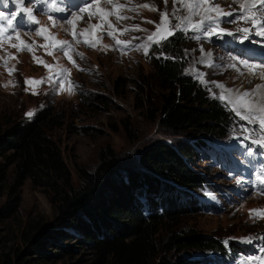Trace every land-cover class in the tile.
<instances>
[{"label": "rangeland", "instance_id": "374dc122", "mask_svg": "<svg viewBox=\"0 0 264 264\" xmlns=\"http://www.w3.org/2000/svg\"><path fill=\"white\" fill-rule=\"evenodd\" d=\"M214 2L232 15L204 21L200 28H193L191 25L197 24L202 16L188 12L179 4L172 15L173 0H167V4L165 0H92L90 12L94 15L91 19L79 12L86 3L69 8L64 4L65 0H23L24 7L34 9L39 24L30 22L26 13H20L14 22L15 31L8 29V38L0 39V130L7 122L32 117L27 115L29 112L49 108L56 116L57 124L47 128L46 133L58 147L74 188L81 184L77 169L93 171L100 162V154L102 156L107 149L117 155L123 168L139 171L138 155L153 143L175 145L205 140L206 149L201 151L207 150L209 145L214 150L210 155H201L198 151L200 154L192 157V163L199 168L204 182L188 193L206 201L200 202L199 207L209 208L179 216L173 227L160 224L154 235L155 242L160 244L170 231L183 234L192 229L195 234L216 237L224 243L232 242L241 249L224 264H256L250 258L264 256V239L257 238L248 243L242 238L264 236V219L249 215L250 209L264 208V194H261L264 183L258 179L264 178V144L254 143L259 138L258 125L241 119L228 103L236 121L227 135L218 140L193 130L165 129L159 126L157 115H148V109L159 99V91L151 79L149 61L159 43L149 41L148 37L157 31L164 12L170 14L172 24L183 20V27L175 30L174 35L181 39L184 73L203 86L210 97L219 98L221 92L228 94L226 89L237 88L238 92H243L258 85V75L251 74L240 61L261 64L256 73L264 68V36L257 35L253 29L245 38L244 33L238 31L244 27L252 28L249 22L239 18V5L243 0ZM53 3L56 10L65 12L56 16ZM145 4L150 7H143ZM103 6L111 15L102 21L95 12L96 7ZM0 12L10 17L19 12V6L15 0L7 3L0 0ZM117 13L127 19H118ZM73 14L80 16L75 21V28L69 23ZM100 24L102 28L91 27ZM0 26L6 27V20L0 19ZM39 28H47V34L59 41H69L68 54L75 63L68 59L64 49L53 48L41 37ZM221 29L224 31L217 34ZM73 31L81 35L74 39ZM108 32L113 33L115 39L107 35ZM209 32L212 34L208 35ZM16 34L20 40L14 38ZM85 40L94 43L95 47L88 46ZM116 40L127 43L118 45ZM21 41L31 45V49L20 50L13 46ZM9 69L13 71L9 72ZM61 69L68 70L64 73L63 90L56 79V73ZM28 79L44 82L29 85L26 83ZM73 82L77 85L74 89ZM218 84L225 87L221 89ZM217 152L222 159L224 153L227 154L225 164H219L222 160L215 157ZM11 178L10 165L4 177H0V209L4 211L14 195L9 188ZM16 194L19 201L15 211L10 216L0 214V260L4 255L13 257L15 251L27 247L23 236L28 224L48 226L53 222L54 208L42 189L32 187L25 180ZM75 251L77 253L72 254L74 263L77 258H82L80 264H94L88 262L89 253L85 247ZM204 256L213 254L184 248L161 253V258L157 256L152 264H158L163 258L175 264L180 259L188 263ZM66 260L65 257L46 256L41 264H65Z\"/></svg>", "mask_w": 264, "mask_h": 264}, {"label": "trees", "instance_id": "16d2710c", "mask_svg": "<svg viewBox=\"0 0 264 264\" xmlns=\"http://www.w3.org/2000/svg\"><path fill=\"white\" fill-rule=\"evenodd\" d=\"M180 52L181 39L169 35L150 56L151 79L159 99L148 109V115H157L159 126L168 130H193L221 139L235 124V114L226 102L210 97L184 73ZM55 124L52 111L41 108L30 118L7 122L0 130V177L11 165L9 188L14 193L11 204L5 211L0 209V214L10 216L15 211L19 201L16 191L25 180L42 189L54 208L52 224H28L23 236L27 247L15 251L13 257L2 256L0 264H41L46 256L65 257L70 260L65 264H80L82 258L74 263L72 254L83 247L89 253L88 262L94 264H152L161 253L184 248L213 256L188 263L180 259L176 264H224L241 251L232 242L226 245L219 238L198 235L192 229L183 234L170 231L160 244L154 239L160 224L173 227L179 216L209 208L199 207L206 201L188 193L204 182L192 157L199 152L210 155L214 150L209 145L201 151L206 149L205 140L153 143L138 155L139 171L123 168L117 155L107 149L93 171L77 169L81 184L74 188L58 147L46 133ZM215 157L221 159L220 152ZM223 157L220 164H225L226 154ZM158 264L175 263L163 258Z\"/></svg>", "mask_w": 264, "mask_h": 264}, {"label": "snow or ice", "instance_id": "6c2138e0", "mask_svg": "<svg viewBox=\"0 0 264 264\" xmlns=\"http://www.w3.org/2000/svg\"><path fill=\"white\" fill-rule=\"evenodd\" d=\"M8 0H4V3H7ZM15 3L19 6V12L13 13L10 17L4 16L2 12H0V19L6 20L7 26H0V39L8 38V29H12V31H15V24L17 16L20 13H26L27 19L34 23L39 24V21L34 14V9L32 8H26L23 6V0H15ZM174 3V12L172 15H175L176 11V5L179 4L182 8L186 9L188 12L200 15L202 16V19L197 23L191 25L193 28H200L204 21H213L219 19L221 16H231L232 12H225L219 5L215 4L214 0H173ZM165 4H167V0H165ZM93 7L92 0H87V3L84 7L79 8V12L81 14H87L89 19L92 18L94 15L92 12H90V9ZM123 7V6H118ZM143 7H150L149 5L145 4ZM52 9L56 10V5L52 4ZM152 10H158L155 8H152ZM239 10L241 12L240 19L249 22L252 25V28L244 27L241 29H238V31H241L244 33L245 38L248 37L249 33L256 29V34L260 36H264V0H243V3L239 5ZM95 14H98L101 18V20H105V17L108 15H111V12H106L105 9L96 7ZM118 19H127L125 16L119 15L117 13ZM49 19L52 20V17L49 16ZM77 19H80V17L76 16V14H73V20L69 21V23L73 24V27L75 28V21ZM184 19H187L185 17ZM55 26V25H54ZM111 26V25H110ZM92 28H102L103 25H92ZM183 27V20H181L180 23L172 24L170 20V14L167 12L162 13L161 15V23L157 26V31L152 33L148 37L149 41H152L154 43H160L162 40L167 39L169 35H174L175 30L180 29ZM128 29H125L124 31H127ZM138 30V29H134ZM47 28H39L38 34L49 41L50 44L53 45V48L59 47L65 50V55L68 57L69 60H71L73 63L75 61L73 58L68 54V49H70L71 45L69 41H59L54 36L47 34ZM224 30H220L217 34H221ZM212 32H209L208 35H211ZM80 33H77L75 31L72 32V36L74 39L78 38ZM107 35L113 36V39H115V36L113 33L108 32ZM16 40H20L19 34H16L14 37ZM85 43L88 44L90 47H95V44L85 40ZM116 43L118 45L120 44H126L127 42H122L119 40H116ZM14 47L19 48L20 50H30L31 45L26 44L24 41H21L18 45H13ZM43 47H47V45H44ZM81 56L83 54H80ZM35 59V57H34ZM39 63H43V61H38ZM245 67L248 68L249 72L253 75L256 74L257 65L250 64L247 61H242ZM45 67H51L50 65H45ZM83 70V69H81ZM13 71L12 69H9V72ZM68 72L67 69H61L58 73H56V79L60 82V90H63L64 88V73ZM261 79H264V68L260 71ZM202 79V77H200ZM50 82H51V78ZM44 81L40 80L37 81L35 79H28L26 80V83L29 85H38L40 83H43ZM72 88L74 89L77 87V85L73 82ZM217 87L223 89L225 86L223 84H218ZM232 89H226V92L228 94H225V92H221L219 98L224 100L226 103L232 106V110L236 113L237 116H239L241 119L247 121L249 124H257L259 128V138L254 141V143L257 144H264V84H258L255 86V88L251 90H245L243 92H238L235 96L230 95L232 93ZM28 116L34 115V112L27 113ZM258 179L261 180V183H264V178L258 177ZM261 194H264L262 192ZM249 215L253 217L254 219H264V208H258V209H250ZM264 239V236L262 237H246L242 238L244 242L251 243L254 239ZM227 243V241L225 242ZM264 250V249H262ZM251 260L255 261L256 264H264V256H256L251 257Z\"/></svg>", "mask_w": 264, "mask_h": 264}, {"label": "bare ground", "instance_id": "6f19581e", "mask_svg": "<svg viewBox=\"0 0 264 264\" xmlns=\"http://www.w3.org/2000/svg\"><path fill=\"white\" fill-rule=\"evenodd\" d=\"M97 1H98V0H97ZM99 3L102 4L101 1H99ZM99 6H100V5H99ZM104 6H105V4H104ZM104 6H103V7H104ZM101 8H102V7H101ZM103 9H105L106 12H109V11L107 10L106 7H104ZM109 10H111V9H109ZM111 11H112V10H111ZM60 12H61V11L58 9V10H57V13H60ZM78 15H79V14H77L76 16H78ZM86 15H87V14H86ZM62 16H63V15H62ZM78 17H80V16H78ZM240 42H242V43H244V44L246 43V42H244V40H240ZM240 63L243 64L241 61H240ZM240 63H239V64H240ZM248 63H250V64H255V65L258 66V68L261 67V64H259V63H255V62H248ZM243 65H244V64H243ZM261 69H262V68H261ZM261 69H259V71L257 72L258 74L256 73V76L258 75V76H257V77H258V81H259L258 84H264V79H261V76H260V71H261ZM256 71H257V70H256ZM247 73H248V72H247ZM248 74H249V73H248ZM252 77H253V76H252ZM244 78H245V77H244ZM254 80H255V79H254ZM248 84H249V83H248ZM241 87H242V86H241ZM238 88H239V87H238ZM249 88H250V87H249ZM253 88H254V87H253ZM253 88H252V89H253ZM249 90H250V89H249ZM233 91H235V92H232V96H235V95L238 93L237 88L234 89ZM244 91H245V90H244Z\"/></svg>", "mask_w": 264, "mask_h": 264}, {"label": "water", "instance_id": "95a60500", "mask_svg": "<svg viewBox=\"0 0 264 264\" xmlns=\"http://www.w3.org/2000/svg\"><path fill=\"white\" fill-rule=\"evenodd\" d=\"M168 37H169V36H168ZM168 37H167V38H168Z\"/></svg>", "mask_w": 264, "mask_h": 264}]
</instances>
